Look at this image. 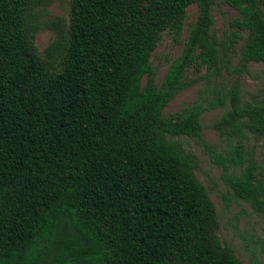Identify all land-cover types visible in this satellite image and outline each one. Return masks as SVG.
Listing matches in <instances>:
<instances>
[{
    "label": "trees",
    "instance_id": "16d2710c",
    "mask_svg": "<svg viewBox=\"0 0 264 264\" xmlns=\"http://www.w3.org/2000/svg\"><path fill=\"white\" fill-rule=\"evenodd\" d=\"M54 1L0 0V264H242L218 238L194 156L169 140H202V114L224 101L164 111L190 70L220 73L240 31L241 66L264 65V0H70L41 52ZM217 4L240 15L228 41L212 34ZM194 5L158 85L153 54L164 32L180 42ZM228 99L215 127L235 145L220 162L243 167L233 194L264 215L259 165L244 156L247 132L264 139V100L244 105L238 86Z\"/></svg>",
    "mask_w": 264,
    "mask_h": 264
},
{
    "label": "rangeland",
    "instance_id": "374dc122",
    "mask_svg": "<svg viewBox=\"0 0 264 264\" xmlns=\"http://www.w3.org/2000/svg\"><path fill=\"white\" fill-rule=\"evenodd\" d=\"M69 14L70 0H55L43 13L42 28L36 36V46L41 52H45L56 38V33L47 25L60 19L67 20ZM212 15V34L219 42L228 41L233 32L238 31L235 24L240 19L238 11L226 4H217L213 7ZM197 16V7L194 5L188 11L180 42H175L169 32L163 33L152 57L158 85H161L172 63L182 54ZM240 32L243 37L230 51L228 62L221 65L220 73H207L206 70L195 73L193 69L190 70L186 78L187 89L173 99L165 109L164 116L186 114L195 106L208 107L216 97L224 101L202 114V140L185 136L169 140L194 156L196 176L217 209L220 221L217 235L221 244L233 249L242 264H264V215L256 213L249 204L235 198L230 178L239 176L243 167L231 164L225 166L220 162L232 158L231 147L235 142L228 140V136L222 135L215 127V123L230 109L228 97L234 87L238 86L244 105H258L264 100V65L250 63L246 69L241 66V49L247 32ZM244 150L245 157L249 153L254 155L259 165L257 174L264 181V139H257L247 132Z\"/></svg>",
    "mask_w": 264,
    "mask_h": 264
}]
</instances>
